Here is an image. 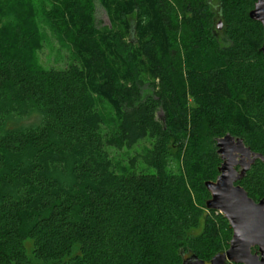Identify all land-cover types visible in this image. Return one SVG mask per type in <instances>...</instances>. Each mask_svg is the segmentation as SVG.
<instances>
[{
  "label": "trees",
  "instance_id": "trees-1",
  "mask_svg": "<svg viewBox=\"0 0 264 264\" xmlns=\"http://www.w3.org/2000/svg\"><path fill=\"white\" fill-rule=\"evenodd\" d=\"M48 1L44 17L73 46L61 69L37 61L32 0H0V264L209 263L232 235L205 205L216 139L264 157L256 0H97L101 28L93 0ZM147 138L119 171L107 149ZM237 184L264 201V164Z\"/></svg>",
  "mask_w": 264,
  "mask_h": 264
},
{
  "label": "water",
  "instance_id": "water-1",
  "mask_svg": "<svg viewBox=\"0 0 264 264\" xmlns=\"http://www.w3.org/2000/svg\"><path fill=\"white\" fill-rule=\"evenodd\" d=\"M249 18L262 25L260 51L264 54V0H256ZM217 27L220 29L221 24ZM216 148L221 165L216 180L205 183L210 194L205 205L207 210L223 215L232 235L228 249L215 255L209 264H264V201H254L237 184L257 160L264 164V157L230 134L216 139ZM182 264H205V261L190 256Z\"/></svg>",
  "mask_w": 264,
  "mask_h": 264
},
{
  "label": "rangeland",
  "instance_id": "rangeland-1",
  "mask_svg": "<svg viewBox=\"0 0 264 264\" xmlns=\"http://www.w3.org/2000/svg\"><path fill=\"white\" fill-rule=\"evenodd\" d=\"M33 8L30 11V16L34 18V24L37 31V61L45 68H55L61 69L66 67L75 61L73 46L69 43L68 39L59 35L51 24L46 20L42 13L41 5L44 2H49L48 0H32ZM211 4L214 2L210 1ZM91 23L97 28H101L108 25V18L105 11L100 6L97 0H93V14L91 15ZM221 21L215 22L214 30L221 31L218 29V25ZM217 25V26H216ZM96 101V107L102 117V129L104 134H110L112 132L114 119L113 115L104 103L99 100ZM203 133H201L202 137ZM149 139H144L138 144L122 147L121 149L108 148V152L113 163L116 165L119 171L126 168L131 159L138 155L144 154L146 147H148ZM204 142V141H203ZM205 145V144H203ZM136 171L143 169L146 172H151V170L146 169L142 165L141 161L138 159ZM219 213V212H217ZM220 214V213H219ZM222 215V214H221ZM209 264V263H206Z\"/></svg>",
  "mask_w": 264,
  "mask_h": 264
},
{
  "label": "flooded vegetation",
  "instance_id": "flooded-vegetation-1",
  "mask_svg": "<svg viewBox=\"0 0 264 264\" xmlns=\"http://www.w3.org/2000/svg\"><path fill=\"white\" fill-rule=\"evenodd\" d=\"M206 264V263H205Z\"/></svg>",
  "mask_w": 264,
  "mask_h": 264
}]
</instances>
